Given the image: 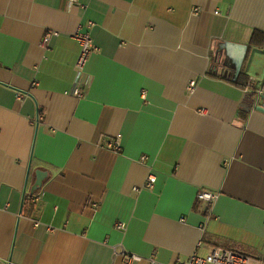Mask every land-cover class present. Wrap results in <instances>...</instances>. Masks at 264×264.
Segmentation results:
<instances>
[{"label": "crops", "instance_id": "crops-1", "mask_svg": "<svg viewBox=\"0 0 264 264\" xmlns=\"http://www.w3.org/2000/svg\"><path fill=\"white\" fill-rule=\"evenodd\" d=\"M86 30L98 49L78 99ZM255 32L264 0H0V264L264 257V113L245 101L264 95Z\"/></svg>", "mask_w": 264, "mask_h": 264}, {"label": "built area", "instance_id": "built-area-1", "mask_svg": "<svg viewBox=\"0 0 264 264\" xmlns=\"http://www.w3.org/2000/svg\"><path fill=\"white\" fill-rule=\"evenodd\" d=\"M70 2L77 3V0H70ZM90 28L93 26V23H89L88 25ZM58 32L50 31L48 32L42 42V46L46 49L50 47V42L53 37L58 36ZM74 39L79 43L80 52L75 63V71H76V80L72 91L70 92L71 95L74 97L81 99L84 97L85 92V82L83 80L84 75L86 74V67L89 63V60L93 53L97 51V46L95 45L92 35L90 31H78L74 35ZM195 87V82H192L189 86V91L192 92L193 88ZM252 92V91H251ZM257 94L260 95L261 92L257 90ZM106 148L116 154L122 152L121 140L120 137H117L113 141L109 142ZM147 157L143 156L142 160H146ZM156 183V178L154 176H150L148 178V182L146 183V188L152 189ZM216 198L214 193H210L207 191H201L198 194V199L201 201H205L207 203H212ZM31 203H37L39 201V197L32 196L28 197ZM118 228H125L124 225L119 224ZM125 260L128 263L138 262L141 261L142 258L138 255L134 254H126ZM149 264H164L156 260L155 257H150L148 259ZM174 264H264V257L261 256H252L245 254L243 252L226 248V247H214L211 249L208 255L202 256L195 253L190 259L183 262H178Z\"/></svg>", "mask_w": 264, "mask_h": 264}, {"label": "water", "instance_id": "water-1", "mask_svg": "<svg viewBox=\"0 0 264 264\" xmlns=\"http://www.w3.org/2000/svg\"><path fill=\"white\" fill-rule=\"evenodd\" d=\"M245 101H247L250 109L255 107L257 111L264 113V95H258L257 90L247 93ZM37 176V182L33 187V193L42 186L46 173L38 171Z\"/></svg>", "mask_w": 264, "mask_h": 264}, {"label": "trees", "instance_id": "trees-1", "mask_svg": "<svg viewBox=\"0 0 264 264\" xmlns=\"http://www.w3.org/2000/svg\"><path fill=\"white\" fill-rule=\"evenodd\" d=\"M264 43V34L255 32L252 36V44L254 45H262Z\"/></svg>", "mask_w": 264, "mask_h": 264}]
</instances>
